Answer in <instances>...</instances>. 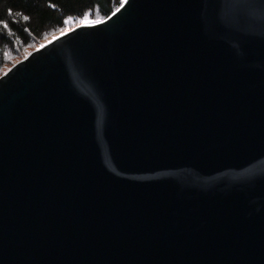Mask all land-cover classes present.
Wrapping results in <instances>:
<instances>
[{"label": "water", "instance_id": "95a60500", "mask_svg": "<svg viewBox=\"0 0 264 264\" xmlns=\"http://www.w3.org/2000/svg\"><path fill=\"white\" fill-rule=\"evenodd\" d=\"M0 264H264V0H122L2 73Z\"/></svg>", "mask_w": 264, "mask_h": 264}, {"label": "trees", "instance_id": "16d2710c", "mask_svg": "<svg viewBox=\"0 0 264 264\" xmlns=\"http://www.w3.org/2000/svg\"><path fill=\"white\" fill-rule=\"evenodd\" d=\"M122 0H0V75L29 47L61 33L70 19L109 16ZM28 17V19H24ZM67 30V29H66ZM65 31V30H64Z\"/></svg>", "mask_w": 264, "mask_h": 264}, {"label": "rangeland", "instance_id": "374dc122", "mask_svg": "<svg viewBox=\"0 0 264 264\" xmlns=\"http://www.w3.org/2000/svg\"><path fill=\"white\" fill-rule=\"evenodd\" d=\"M93 19L91 18V14L90 15H87V16H85V17H83V18H79V19H70V21L68 22V26L65 28V29H63V33L64 32H66V31H68V30H70V29H72V28H74V27H76V26H79V25H82V24H90V23H93ZM97 22V21H96ZM67 29V30H66ZM65 30V31H64ZM61 33H58V34H55L54 36H52V37H48L46 40H44L43 41V43H41L40 45H35V46H33V47H29V49H28V53H27V55L30 53V52H32L33 50H35V49H37V48H39V47H41V46H43L44 44H46L47 42H49L50 40H52L53 38H55L56 36H59V35H61L62 34V30L60 31ZM26 55V56H27ZM17 62V61H16ZM15 62V63H16ZM11 67V66H10ZM9 67V68H10ZM8 68V69H9Z\"/></svg>", "mask_w": 264, "mask_h": 264}, {"label": "snow or ice", "instance_id": "6c2138e0", "mask_svg": "<svg viewBox=\"0 0 264 264\" xmlns=\"http://www.w3.org/2000/svg\"><path fill=\"white\" fill-rule=\"evenodd\" d=\"M117 11H119V9H117ZM24 19H28V17H24ZM62 34H63V30H62Z\"/></svg>", "mask_w": 264, "mask_h": 264}]
</instances>
